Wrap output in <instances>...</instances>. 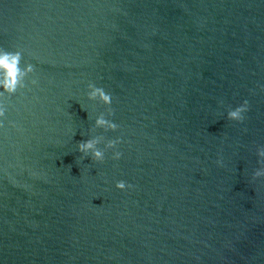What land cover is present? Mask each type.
<instances>
[{
  "label": "water",
  "instance_id": "95a60500",
  "mask_svg": "<svg viewBox=\"0 0 264 264\" xmlns=\"http://www.w3.org/2000/svg\"><path fill=\"white\" fill-rule=\"evenodd\" d=\"M4 51L0 264H264V0H0Z\"/></svg>",
  "mask_w": 264,
  "mask_h": 264
},
{
  "label": "clouds",
  "instance_id": "9594fccd",
  "mask_svg": "<svg viewBox=\"0 0 264 264\" xmlns=\"http://www.w3.org/2000/svg\"><path fill=\"white\" fill-rule=\"evenodd\" d=\"M21 54L20 52H0V89L7 93L9 96L15 94L18 89L25 87L23 83L24 76L29 72H33L34 68L32 64L26 65L25 68L20 67ZM31 83L35 84L36 81L32 80ZM91 89L89 93V99H99L106 105H110L112 97L107 94L103 88L96 87L93 84H89ZM248 111V101H243L239 106L231 109L227 112V119L231 121L241 122L244 119V113ZM6 109L3 105H0V118L5 116ZM114 114L113 109L109 110V115ZM96 126H107L108 130L115 131L118 127L117 124L111 120H106L103 117H98L95 121ZM99 140L96 138L83 140L77 143V151L83 155V158L90 157L94 162H103L105 153L96 147ZM120 143V139L109 140L106 145L109 149H114ZM256 155L264 158V147L257 149ZM121 157L119 151H114L112 154L113 160H118ZM260 161H258L259 163ZM217 164L220 165L221 161L217 160ZM264 176V169H257L253 172V179ZM115 187L119 190L125 188H132L131 184H126L124 181H118Z\"/></svg>",
  "mask_w": 264,
  "mask_h": 264
}]
</instances>
